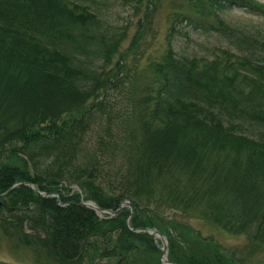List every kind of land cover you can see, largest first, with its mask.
<instances>
[{
    "label": "trees",
    "instance_id": "16d2710c",
    "mask_svg": "<svg viewBox=\"0 0 264 264\" xmlns=\"http://www.w3.org/2000/svg\"><path fill=\"white\" fill-rule=\"evenodd\" d=\"M95 3L0 0V264H30L3 246L35 264H161L158 242L138 231L154 227L171 262L247 264L264 248V37L221 23L231 47L178 55L172 26L143 93L121 106L106 93L123 73L125 33ZM186 6L194 13L177 18L196 27L216 8L264 19L255 0ZM81 200H129L132 212L100 217ZM190 219L243 236L246 254Z\"/></svg>",
    "mask_w": 264,
    "mask_h": 264
},
{
    "label": "rangeland",
    "instance_id": "374dc122",
    "mask_svg": "<svg viewBox=\"0 0 264 264\" xmlns=\"http://www.w3.org/2000/svg\"><path fill=\"white\" fill-rule=\"evenodd\" d=\"M255 1L264 6V0ZM96 3L94 9L97 14L107 24L119 27V31L125 33L121 52L114 57V62L119 60L123 73H120L118 78H112L111 84L115 83L116 86L110 85L106 93L110 103L121 106L126 105L130 98L143 93L145 85L152 77L149 64L152 60H157L164 50L166 37L172 26L175 30L172 32V45L178 55L210 56L211 49L214 47H231L230 41L219 31L221 23L229 27L243 28L264 37V19L255 12L250 13L238 7L211 10L204 19H197L204 27H196L187 20L177 18V14H184L188 10L194 13L187 8L186 0H142L136 5L123 4L121 0H96ZM132 40L133 44H131ZM30 185L34 188L32 183H29ZM73 188L77 190L75 186ZM41 192L43 191H39ZM56 202L61 206L60 200L56 199ZM165 214L168 217L181 218L179 213L174 214L172 211H167ZM97 215L111 217L99 213ZM189 221L200 230L203 236L213 237L229 250L236 249L237 256H242L241 249L243 254H246L248 248L243 247L245 245L243 236L220 233L199 219ZM155 241L161 249V241L159 239ZM1 256L8 261L19 260L35 264L33 257L23 260L5 246L2 247ZM103 263H106L105 259L96 257H93L92 262L88 259L84 262V264ZM247 264H264V248L251 252Z\"/></svg>",
    "mask_w": 264,
    "mask_h": 264
},
{
    "label": "water",
    "instance_id": "95a60500",
    "mask_svg": "<svg viewBox=\"0 0 264 264\" xmlns=\"http://www.w3.org/2000/svg\"><path fill=\"white\" fill-rule=\"evenodd\" d=\"M41 194L43 196H48V195L55 196L57 201H59V197L56 193H50L49 194V193L41 192ZM78 204L82 205V206L89 207L99 214L109 215V216H113V215L118 214V212L124 207H129L131 209V212H132V205L129 202V200H123L115 210L110 209V208H102V207L98 206L95 202L90 201V200L80 201ZM138 231H144V232L148 233L149 235H151L154 240L159 239L161 241V258H160L161 263L178 264V263L171 262L167 259V256H166V253H167V237L162 232H160L155 227L154 228H139Z\"/></svg>",
    "mask_w": 264,
    "mask_h": 264
}]
</instances>
